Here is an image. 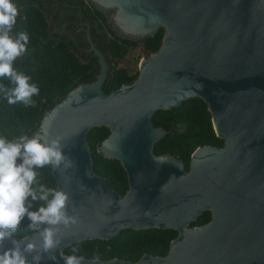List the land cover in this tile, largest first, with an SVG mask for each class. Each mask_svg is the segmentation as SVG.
<instances>
[{
    "label": "water",
    "instance_id": "obj_1",
    "mask_svg": "<svg viewBox=\"0 0 264 264\" xmlns=\"http://www.w3.org/2000/svg\"><path fill=\"white\" fill-rule=\"evenodd\" d=\"M84 1L115 38L163 34L158 49L139 59L135 79L106 95L104 56L83 30L97 64L93 81L69 90L32 133L61 138L73 166L50 168V175L78 218L62 228L56 261L45 255L41 264H63L65 248L113 240L125 230L176 236L163 257L97 264H264V0ZM189 99L205 104L222 146L196 148L184 171L181 161L152 153L165 132L149 119ZM101 127L108 135L96 152L119 163L122 196L92 172L85 136ZM204 212L209 221L189 227Z\"/></svg>",
    "mask_w": 264,
    "mask_h": 264
},
{
    "label": "trees",
    "instance_id": "obj_2",
    "mask_svg": "<svg viewBox=\"0 0 264 264\" xmlns=\"http://www.w3.org/2000/svg\"><path fill=\"white\" fill-rule=\"evenodd\" d=\"M66 1L76 5L81 10V18L89 29L90 39L104 56L107 71L101 86L104 94L117 90L122 85L130 84L136 77V70L130 71L129 65L119 68L116 62L123 60L128 52L140 46L144 57L155 52L161 41L162 30L153 36L132 41L115 38L108 30L102 16L84 0H14L21 7L15 31H27L29 35L28 51L14 62L17 70L31 77L32 83L39 88V95L32 99L35 107H25L23 104L10 105L0 93V135L9 140L20 135H29L35 131L42 114L59 102L69 90L79 84L93 81L97 71L96 59L87 52L84 37L71 41L62 37H53L49 33L47 16L50 2ZM71 21V18L60 19ZM85 26V27H86ZM67 30L71 31L69 25ZM80 47V48H79ZM0 83L8 86V81ZM153 127L161 128L165 135L152 146L155 156L170 155L181 161L184 171L188 170L191 153L198 147L211 146L221 148L222 142L214 136L210 116L206 106L199 99H189L177 108L168 111H158L150 119ZM108 135L104 127L90 130L85 141L90 150L92 172L105 179L109 188L122 196L126 191V178L119 163L101 157L96 149L99 143ZM38 179L49 187H55L50 175V168L38 170ZM209 213H202L189 227H199L209 221ZM27 220L21 224V229L27 225ZM30 233L18 232L15 238L27 236ZM176 233L170 230H125L113 240L87 241L71 245L62 251L63 255L83 256L84 259L99 257V260L119 259L136 262L143 254L163 257L169 242ZM79 249L72 253L71 249ZM110 249V250H109Z\"/></svg>",
    "mask_w": 264,
    "mask_h": 264
},
{
    "label": "clouds",
    "instance_id": "obj_3",
    "mask_svg": "<svg viewBox=\"0 0 264 264\" xmlns=\"http://www.w3.org/2000/svg\"><path fill=\"white\" fill-rule=\"evenodd\" d=\"M18 16L14 0H0V81H8V86L0 83V93L10 105L35 107L32 98L39 95L38 86L14 67L29 44L27 31H13ZM64 147L60 137L49 138L43 130L12 140L0 135V264H41L45 255L55 262L53 253L62 244V228L78 223L71 214L75 208L69 194L38 179L40 169L57 171L73 166ZM25 220L28 223L21 229ZM18 232L32 235L16 239ZM5 242L11 246L5 248ZM71 251L77 253L79 249L73 247ZM60 258L63 264H97L99 260L93 257L86 262L75 254Z\"/></svg>",
    "mask_w": 264,
    "mask_h": 264
},
{
    "label": "flooded vegetation",
    "instance_id": "obj_4",
    "mask_svg": "<svg viewBox=\"0 0 264 264\" xmlns=\"http://www.w3.org/2000/svg\"><path fill=\"white\" fill-rule=\"evenodd\" d=\"M49 7V13L47 16V25L49 33L53 37H62L73 41L78 40V37L83 35L85 24L81 18V10L74 4H69L66 1L56 2L51 1ZM19 11L21 7H18ZM71 18V21L64 20L62 23L60 19ZM71 25L72 30H67V27ZM80 48V47H79Z\"/></svg>",
    "mask_w": 264,
    "mask_h": 264
},
{
    "label": "rangeland",
    "instance_id": "obj_5",
    "mask_svg": "<svg viewBox=\"0 0 264 264\" xmlns=\"http://www.w3.org/2000/svg\"><path fill=\"white\" fill-rule=\"evenodd\" d=\"M145 53L141 49L140 46H137L131 49L128 54L123 58V60H119L116 62L117 67L123 68L126 65H129L130 71H135L138 61L140 58H143Z\"/></svg>",
    "mask_w": 264,
    "mask_h": 264
}]
</instances>
